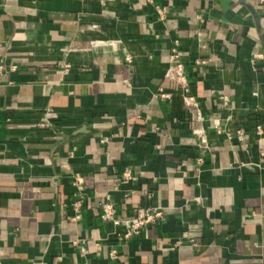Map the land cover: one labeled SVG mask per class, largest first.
<instances>
[{
	"label": "crops",
	"instance_id": "1",
	"mask_svg": "<svg viewBox=\"0 0 264 264\" xmlns=\"http://www.w3.org/2000/svg\"><path fill=\"white\" fill-rule=\"evenodd\" d=\"M0 65V264H264V0H0ZM108 193L163 215L122 238Z\"/></svg>",
	"mask_w": 264,
	"mask_h": 264
},
{
	"label": "built area",
	"instance_id": "2",
	"mask_svg": "<svg viewBox=\"0 0 264 264\" xmlns=\"http://www.w3.org/2000/svg\"><path fill=\"white\" fill-rule=\"evenodd\" d=\"M105 2L106 0H101ZM155 10L158 14V18L162 19L165 17L166 7L160 4L155 5ZM170 55L168 60V67L165 72V77L172 82L170 90L166 91L163 88L159 89V95L162 97L178 96L184 110L187 112L190 118L201 120L202 111L200 110L199 101L196 96L192 93L187 78L184 61L181 53L178 49V40H175L170 48ZM204 62L205 60H200ZM1 67V65H0ZM15 67V65H12ZM224 104L227 103V96L223 95ZM195 134L197 141L196 145L199 150V155L196 157L197 162H202L206 152L209 149V143L207 140L206 132L202 127H194L192 129ZM136 178L129 168H124L121 172V180L128 181ZM71 183L74 186L73 194L76 196L71 201L72 207L75 213L70 216V219L76 220L80 217V209L83 204L82 191L84 178L76 172L71 178ZM78 196V197H77ZM163 208L159 205L154 204H135L134 211L131 215L118 216L115 213V205L110 193L106 194L104 200L101 202L100 217L102 219H109L114 225L122 227L121 237L127 238L132 235H136L140 232L141 227L149 222H153L158 218L162 217ZM190 242L195 244L192 238H188ZM110 255L112 258L116 257V249H110Z\"/></svg>",
	"mask_w": 264,
	"mask_h": 264
}]
</instances>
